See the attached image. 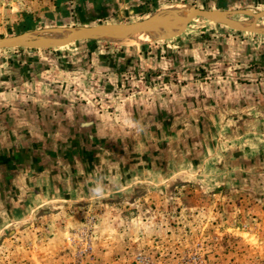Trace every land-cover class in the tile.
<instances>
[{
  "label": "rangeland",
  "instance_id": "rangeland-1",
  "mask_svg": "<svg viewBox=\"0 0 264 264\" xmlns=\"http://www.w3.org/2000/svg\"><path fill=\"white\" fill-rule=\"evenodd\" d=\"M20 1L0 0V36L159 19L166 4L264 9V0H65L28 27L26 12L13 10ZM251 18L234 20L244 25ZM192 22L165 41L124 45L90 38L59 49H2L0 114L21 117L25 106L26 117L46 127V134L63 130L55 135L59 140L72 134L61 123L72 122L73 105L86 104V111L99 115L112 111L113 117L133 97H180L182 86L215 78L229 84L246 69H264V18L253 31L208 19ZM33 130L29 140L37 138ZM45 138L48 148L52 139ZM155 181L125 190L120 203L102 205L100 196L47 209L41 221L15 223L0 235V264H264V204L233 187L229 174L192 169Z\"/></svg>",
  "mask_w": 264,
  "mask_h": 264
},
{
  "label": "crops",
  "instance_id": "crops-1",
  "mask_svg": "<svg viewBox=\"0 0 264 264\" xmlns=\"http://www.w3.org/2000/svg\"><path fill=\"white\" fill-rule=\"evenodd\" d=\"M64 2L24 0L13 10L26 12L28 26ZM241 75L229 84L215 78L182 86L180 97H133L113 117L72 104V122L61 123L72 134L59 140L63 130L46 134L25 106L21 117L0 114V235L32 217L41 221L47 209L100 196L102 205L120 203L138 183L192 169L227 173L233 187L264 204V69ZM34 124L37 138L29 140Z\"/></svg>",
  "mask_w": 264,
  "mask_h": 264
},
{
  "label": "water",
  "instance_id": "water-1",
  "mask_svg": "<svg viewBox=\"0 0 264 264\" xmlns=\"http://www.w3.org/2000/svg\"><path fill=\"white\" fill-rule=\"evenodd\" d=\"M235 16H247L254 18H264V9L256 11L249 8L242 9H207L191 5L186 17L180 25L168 26L162 25L157 19L148 18L136 22H115L100 23L90 26L67 27V28H49L54 32L65 33L63 38H46L34 33H22L17 35L0 36V50L8 48H31V49H59L66 45H72L77 41L90 38H103L106 36L125 37L138 33L143 30H151L153 38L157 41H165L178 37L185 33L193 22V19H209L214 18L215 21H223L233 24L237 29L243 31H253V29H245L241 23L234 20ZM164 20L163 18H159ZM195 21V20H194ZM170 23V22H167ZM242 26V27H240Z\"/></svg>",
  "mask_w": 264,
  "mask_h": 264
},
{
  "label": "bare ground",
  "instance_id": "bare-ground-1",
  "mask_svg": "<svg viewBox=\"0 0 264 264\" xmlns=\"http://www.w3.org/2000/svg\"><path fill=\"white\" fill-rule=\"evenodd\" d=\"M191 5L185 4V3H180V4H166L165 7L162 9V18L164 20H159L157 19L162 25H168V26H177L180 25L182 20L186 17L188 11L190 10ZM153 18V17H152ZM261 18H254L252 17L251 20L245 21L243 24V28L245 29H253V30H259L261 27L257 24V21ZM208 20L215 21L216 19L214 18H209ZM170 22V23H167ZM223 22V21H220ZM225 23V22H223ZM228 25L235 27L233 24ZM242 27V26H240ZM247 31V30H246ZM261 31L264 32V30L261 29ZM69 33V30H67L65 33H52L48 35H44L42 37L46 38H63L66 34ZM106 39H111L116 43L124 44V45H133V44H141V43H150V42H155L153 38V32L151 30H143L138 33H135L130 36H125V37H117V36H106L103 37Z\"/></svg>",
  "mask_w": 264,
  "mask_h": 264
}]
</instances>
